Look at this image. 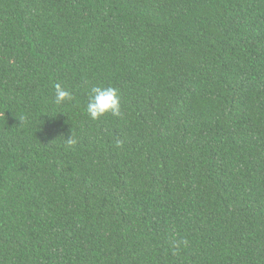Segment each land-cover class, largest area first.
Wrapping results in <instances>:
<instances>
[{
  "label": "trees",
  "instance_id": "16d2710c",
  "mask_svg": "<svg viewBox=\"0 0 264 264\" xmlns=\"http://www.w3.org/2000/svg\"><path fill=\"white\" fill-rule=\"evenodd\" d=\"M0 264H264V0H0Z\"/></svg>",
  "mask_w": 264,
  "mask_h": 264
},
{
  "label": "clouds",
  "instance_id": "9594fccd",
  "mask_svg": "<svg viewBox=\"0 0 264 264\" xmlns=\"http://www.w3.org/2000/svg\"><path fill=\"white\" fill-rule=\"evenodd\" d=\"M54 88V103L56 105H64L74 99L73 94L60 84H56ZM120 105V95L116 88L97 85L93 86L89 92L85 111L91 120L97 121L106 115L119 117L121 115ZM20 119L23 121L24 117ZM67 142L74 143L72 136H70ZM183 243L187 244V241L185 240Z\"/></svg>",
  "mask_w": 264,
  "mask_h": 264
}]
</instances>
